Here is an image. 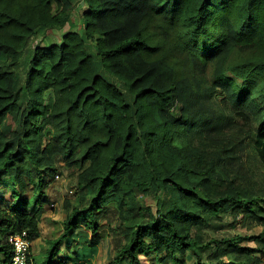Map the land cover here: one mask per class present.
<instances>
[{
  "label": "trees",
  "instance_id": "trees-1",
  "mask_svg": "<svg viewBox=\"0 0 264 264\" xmlns=\"http://www.w3.org/2000/svg\"><path fill=\"white\" fill-rule=\"evenodd\" d=\"M84 1V33L96 54L78 33H64L35 48L22 86L15 69L28 40L63 27L72 2L0 0V264H11V236L28 248L40 239L45 174L53 178L63 165L90 187L89 207L72 209L59 236L37 258L27 252L26 264H86L65 242L79 224L96 232L93 209L108 199L132 208L135 189L171 200L158 198L151 226L129 222L112 264H140V255L162 249L150 264H202L194 258L201 247L212 264H264V230L219 240L191 231L230 210L264 225V194L238 185L242 146L216 131L213 112L218 86L235 97L258 95L264 109V0ZM261 113L251 150L264 169ZM235 117L251 132L245 114ZM16 183L32 186V201Z\"/></svg>",
  "mask_w": 264,
  "mask_h": 264
},
{
  "label": "rangeland",
  "instance_id": "rangeland-1",
  "mask_svg": "<svg viewBox=\"0 0 264 264\" xmlns=\"http://www.w3.org/2000/svg\"><path fill=\"white\" fill-rule=\"evenodd\" d=\"M71 2L72 4L67 11L63 27L38 31L35 36L28 40L25 51H23L20 59V62L23 64L15 69L21 81L24 78L23 74L28 70V64L35 48L61 42L64 33H78L84 40L88 51L91 54H96L95 40H92V37H86L82 24L83 15L88 11L89 7L84 0H71ZM187 70L191 73L190 65L187 66ZM230 77L237 84L240 83V80L235 76L230 75ZM20 79L19 87H21ZM24 82L25 79H23L22 86H24ZM116 84L121 87L119 83ZM121 91L126 96L127 101L131 102V98L127 95V92L124 89H121ZM43 98L44 101L47 100L48 105L51 103L52 96L49 92L45 93ZM256 98H258V95L247 99L235 97L228 89L218 86L214 91L215 102L213 112L217 116L215 123L216 131L217 129H222L225 132L233 134L236 142L242 146L239 161L243 162V164L241 165L242 171L238 185L243 191L252 190L264 194V169L260 166L259 161L251 150V145L255 146L254 131L262 120L261 112L264 111L263 106ZM237 113H243L248 117V121L250 120L251 123V132L246 131V128L242 125L243 121L235 117ZM171 114V117L174 119L179 117V112L176 108L171 110ZM1 178L7 179V176L4 175ZM77 178L76 172L67 169L65 165L60 166L55 171L53 178L48 173L45 174L46 181L43 185L42 205L37 215L41 228V237L32 244L30 243L27 252L31 258H37L38 254L45 250L47 241L59 236L63 229V221L72 209L81 210L89 207L87 199L89 198L90 187L86 185H84V188L78 186ZM15 188L20 190L21 197L33 200L35 193L31 185L16 183ZM4 190L6 189L2 185L0 193ZM82 194H84L83 198ZM165 196L168 197L169 201L171 200L161 190H159L158 196H154L153 193L144 194L135 189L132 197L134 201L136 200V204L130 209L121 208L115 199L110 198L102 204L101 209H93L95 217L90 220L91 224L97 223L95 227L97 231L94 232L91 228L85 227L84 224H79L76 228L75 236L71 240H67L65 244L74 246L72 248L73 252L82 258L86 264H112L117 249L125 241L123 236L129 222L141 219L144 220L146 226H151L153 221L159 216V214H155L157 200ZM216 216L218 217H211L213 219H210L206 224L196 223L192 225L191 231L205 236V240L210 238L219 240L231 238V236L258 234L264 230V225L260 224L251 213L247 215L236 214L230 210L219 212ZM78 220H83V218ZM179 222L181 223L180 219ZM140 225H142V221ZM241 244V246H253L251 243L247 244V241H243ZM62 250H64L63 247ZM196 251L198 253L194 256L195 259L199 257L202 264H212L210 263L212 252H204L203 247ZM165 255L166 251L164 249L159 254L153 251L149 256L140 255V264H150L152 261L150 258H162ZM179 255V253H176L175 257ZM226 257L228 260L229 255L227 254ZM178 258L181 259V257ZM223 261L226 260L223 259ZM185 262L186 264L192 263L189 261V258Z\"/></svg>",
  "mask_w": 264,
  "mask_h": 264
},
{
  "label": "built area",
  "instance_id": "built-area-1",
  "mask_svg": "<svg viewBox=\"0 0 264 264\" xmlns=\"http://www.w3.org/2000/svg\"><path fill=\"white\" fill-rule=\"evenodd\" d=\"M13 245L11 264H26L28 242L19 235L12 236L8 240Z\"/></svg>",
  "mask_w": 264,
  "mask_h": 264
},
{
  "label": "clouds",
  "instance_id": "clouds-1",
  "mask_svg": "<svg viewBox=\"0 0 264 264\" xmlns=\"http://www.w3.org/2000/svg\"><path fill=\"white\" fill-rule=\"evenodd\" d=\"M16 236V235H15ZM12 237V236H11ZM9 240V239H8ZM12 247H13V245H12ZM12 255H13V250H12V254H11V259H12ZM27 262V261H26Z\"/></svg>",
  "mask_w": 264,
  "mask_h": 264
}]
</instances>
